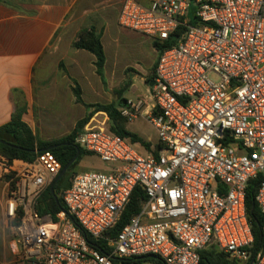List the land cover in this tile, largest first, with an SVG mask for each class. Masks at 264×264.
Wrapping results in <instances>:
<instances>
[{
  "label": "built area",
  "instance_id": "2783aa9c",
  "mask_svg": "<svg viewBox=\"0 0 264 264\" xmlns=\"http://www.w3.org/2000/svg\"><path fill=\"white\" fill-rule=\"evenodd\" d=\"M148 1L126 0L120 26L153 41L184 29L159 55L145 116L161 148L155 155L109 131H83L75 144L115 166L76 175L60 193L65 209L45 216L38 204L59 160L0 155L21 264H200L211 247L234 263L252 258L246 197L264 174V0ZM141 107L128 102L121 115L133 122ZM138 187L146 202L113 236ZM255 201L264 216V178ZM262 232L250 264H264Z\"/></svg>",
  "mask_w": 264,
  "mask_h": 264
},
{
  "label": "crops",
  "instance_id": "0c3cea01",
  "mask_svg": "<svg viewBox=\"0 0 264 264\" xmlns=\"http://www.w3.org/2000/svg\"><path fill=\"white\" fill-rule=\"evenodd\" d=\"M125 1L0 0V127L11 121L17 109H23V121L41 139L58 138L65 111L79 106L73 81L80 85L87 105L99 103H86L87 92L102 99L112 93V102L127 101L122 108L128 102H142L140 115L146 116L159 54L150 37L120 26ZM91 28L101 35L105 84L97 75L95 57L72 47L78 34ZM108 76H119V87L112 86ZM54 109L56 117L52 112L45 119L39 116L40 126L50 129L37 132L33 111ZM7 194V185L0 182V264H21L14 242L16 222L5 217Z\"/></svg>",
  "mask_w": 264,
  "mask_h": 264
},
{
  "label": "trees",
  "instance_id": "16d2710c",
  "mask_svg": "<svg viewBox=\"0 0 264 264\" xmlns=\"http://www.w3.org/2000/svg\"><path fill=\"white\" fill-rule=\"evenodd\" d=\"M192 25H196V22L190 21ZM184 33V29L176 30L167 41H153V46L161 55L166 49L177 46L179 40ZM72 47L75 50H85L91 53L95 57V67L97 75L101 81L105 84L104 69L106 64V56L101 41V35L98 34L95 29H84L82 30ZM73 93L77 104L83 105L89 113L76 124L75 129L67 136L57 140L45 141L41 139L33 130L23 121V115L25 110L17 109L13 114L12 119L9 123L0 127V155L7 159L21 160L25 162H33L37 156L44 152H51L61 163L62 171L72 162V160L79 154L78 159L70 166L69 170L64 173L60 179H56L51 186L44 192L40 201L38 212L41 215L45 214H56L64 210V205L60 197V193L71 186L72 172L71 169L78 164L81 159L87 155L86 152L78 145L75 144L76 138L84 131V128L90 123L94 115L98 113H105L109 119L108 131L114 135H117L131 144L139 145L147 153L157 155L160 150V145H157L152 149L149 142L145 141L139 135L129 131L126 127L127 120L121 115V108L126 100L121 99L111 104H92L87 105L82 99V92L80 85L73 81ZM264 174L260 175L256 180L250 182L246 197V206L249 219L252 223V230L254 234V245L251 249L252 258L248 264L252 262L257 253L261 250L263 244V226L264 216L260 212L258 205L255 201L256 191L260 182L263 180ZM65 187L66 189L62 190ZM146 202V195L142 188L138 187L130 201V204L124 212L123 219L118 227L114 230L113 236L128 222V220L137 215L144 203ZM98 248L102 252H106L105 247L98 245ZM118 264V263H116ZM200 264H234L230 259L222 252L214 247L205 250L201 253Z\"/></svg>",
  "mask_w": 264,
  "mask_h": 264
},
{
  "label": "rangeland",
  "instance_id": "374dc122",
  "mask_svg": "<svg viewBox=\"0 0 264 264\" xmlns=\"http://www.w3.org/2000/svg\"><path fill=\"white\" fill-rule=\"evenodd\" d=\"M111 83L112 86L118 85L119 87V82H120V77L119 76H112L109 77L108 79ZM73 91V88H72ZM112 93H107L104 98L102 99V96L98 95L93 96L92 94L88 93L85 95V102L86 103H92V102H98L101 104H109L115 99L110 95ZM74 95V93H73ZM96 99V101H95ZM75 105V104H74ZM79 106H75L74 108L68 109L65 111V117L63 119V125L60 126V134L58 138L51 139L52 140H57L62 137H65L69 135L76 127V124L78 121L82 120L88 113L87 109L83 106L78 104ZM54 114V117L58 116V111L54 110H35L33 111L34 117H35V122L36 124V131L38 132L41 128L43 129H50V126L44 127L40 126V121H39V116H41L43 119L48 117L52 113ZM127 120V119H126ZM107 127H109V119L108 116L105 113H98L94 115V117L91 119L90 123L84 128V131L90 132V131H96V132H106L108 131ZM126 127L129 131L139 135L142 137L145 141L149 142L152 146V149L157 145L159 139H158V134L154 127L147 121L146 117L142 114L139 115L137 119H135L133 122H129L127 120ZM39 128V130H38ZM38 134V133H37ZM115 165L113 164H108L102 162L96 155L89 154L87 156H84L81 161L76 164L70 172H72V178L71 182L73 181L74 177L78 174H84V173H89V172H102V173H109L111 172V169ZM69 170V169H68ZM67 170V171H68ZM66 173V172H65ZM1 182V181H0ZM234 264H244L242 262L240 263H234Z\"/></svg>",
  "mask_w": 264,
  "mask_h": 264
},
{
  "label": "water",
  "instance_id": "95a60500",
  "mask_svg": "<svg viewBox=\"0 0 264 264\" xmlns=\"http://www.w3.org/2000/svg\"><path fill=\"white\" fill-rule=\"evenodd\" d=\"M154 85V82L152 83V86ZM1 143H5L4 141H1ZM79 154L72 160V162L62 171V173L57 177V179H60L64 173L70 168V166L78 159ZM53 186H51V191H53Z\"/></svg>",
  "mask_w": 264,
  "mask_h": 264
}]
</instances>
